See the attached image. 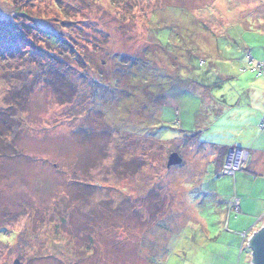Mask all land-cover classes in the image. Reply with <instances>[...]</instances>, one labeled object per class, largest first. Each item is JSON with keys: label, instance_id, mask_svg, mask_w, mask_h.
<instances>
[{"label": "rangeland", "instance_id": "obj_1", "mask_svg": "<svg viewBox=\"0 0 264 264\" xmlns=\"http://www.w3.org/2000/svg\"><path fill=\"white\" fill-rule=\"evenodd\" d=\"M0 19L29 26L0 38V264H250L264 0H0ZM221 147L249 153L234 177Z\"/></svg>", "mask_w": 264, "mask_h": 264}, {"label": "trees", "instance_id": "obj_2", "mask_svg": "<svg viewBox=\"0 0 264 264\" xmlns=\"http://www.w3.org/2000/svg\"><path fill=\"white\" fill-rule=\"evenodd\" d=\"M16 12L20 17L26 18L25 16L26 14L24 12H19L18 10H16ZM27 29H29V26L19 28L17 25L13 23L4 22L2 19H0V38L7 39L10 37L13 40L25 41L26 36H27ZM37 31L43 34L44 37L48 40L64 42V40L60 39L58 36L54 35L53 33L49 31H44L40 29H38ZM96 83H99V82H96ZM186 137H188L190 140H193L196 138L195 136H186ZM228 150L229 149H222L219 152L220 168L222 167L224 163V159H225V156ZM249 254L251 253L249 252ZM15 264H20V263H15Z\"/></svg>", "mask_w": 264, "mask_h": 264}, {"label": "built area", "instance_id": "obj_3", "mask_svg": "<svg viewBox=\"0 0 264 264\" xmlns=\"http://www.w3.org/2000/svg\"><path fill=\"white\" fill-rule=\"evenodd\" d=\"M259 70V71H258ZM257 71L259 73H263L264 69H262L260 66H257ZM260 130H264V121L259 125ZM249 153L248 151L244 149H236L233 148L229 150L226 153L224 163L221 167V173L224 175L232 176L240 171L242 168H244L245 164L248 162ZM228 207L230 209H233L234 211L238 210V202L235 199H231L228 202ZM246 237V234L242 235V238L244 239Z\"/></svg>", "mask_w": 264, "mask_h": 264}, {"label": "water", "instance_id": "obj_4", "mask_svg": "<svg viewBox=\"0 0 264 264\" xmlns=\"http://www.w3.org/2000/svg\"><path fill=\"white\" fill-rule=\"evenodd\" d=\"M182 162L177 153L168 156L166 167L179 165ZM247 248L251 253L250 264H264V225L254 232L247 240Z\"/></svg>", "mask_w": 264, "mask_h": 264}, {"label": "crops", "instance_id": "obj_5", "mask_svg": "<svg viewBox=\"0 0 264 264\" xmlns=\"http://www.w3.org/2000/svg\"><path fill=\"white\" fill-rule=\"evenodd\" d=\"M263 121H264V119L261 120V122L259 123V125H260ZM259 125H258V127H259ZM258 129H259V128H258ZM259 130H260V129H259ZM260 131H264V130H260ZM222 149H229V150H231V149H233V148L230 149V148H228V147H227V148H226V147H225V148H222V147H221V148H218L217 152H220ZM236 149H239V148H236ZM229 150H228V151H229ZM228 151H227V152H228ZM248 160H249V159H248ZM221 162H222V161H221Z\"/></svg>", "mask_w": 264, "mask_h": 264}]
</instances>
